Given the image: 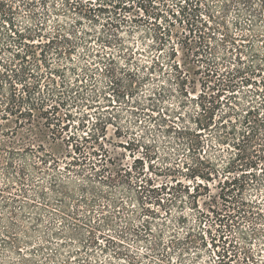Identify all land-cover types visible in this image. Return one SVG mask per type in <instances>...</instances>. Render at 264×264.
<instances>
[{"label": "trees", "instance_id": "16d2710c", "mask_svg": "<svg viewBox=\"0 0 264 264\" xmlns=\"http://www.w3.org/2000/svg\"><path fill=\"white\" fill-rule=\"evenodd\" d=\"M263 9L264 0H0V255L13 264H200L192 252L207 246L205 234L216 247L208 228L217 227L237 230L241 247L231 241L215 264H264L252 248L264 243ZM173 38L205 65L193 97ZM168 70L175 86L158 90L151 83ZM107 93L135 118L160 119L141 126L173 146L154 174L168 181L143 183L140 158L126 166L111 157L107 128L121 137L119 114L96 117L89 135L66 133L76 113L83 131L87 108L114 110ZM45 214L61 227L43 226ZM71 241L80 247L62 260ZM95 249L108 259L92 260Z\"/></svg>", "mask_w": 264, "mask_h": 264}, {"label": "rangeland", "instance_id": "374dc122", "mask_svg": "<svg viewBox=\"0 0 264 264\" xmlns=\"http://www.w3.org/2000/svg\"><path fill=\"white\" fill-rule=\"evenodd\" d=\"M27 12H25V9H21V13L17 14L16 16V24L17 25H21L23 22H26V15ZM263 14H264V9H263ZM264 16L262 18V20L258 19V43H256L255 45L258 46L259 48L263 45L264 46ZM178 32L180 35V37L184 36L183 33V28H176L175 32ZM234 32V30H232ZM246 34H248L247 31H245ZM236 33V32H235ZM239 33V32H238ZM237 34V33H236ZM250 34H252V32H250ZM249 34V35H250ZM177 38H173L174 43L176 44V51H178V55L175 58L176 62L179 63L180 67L182 68V71L184 74H186V76L189 77V79H191L193 83H190L188 85V91L191 93V97H193V95L199 93V91L201 90V84L200 82H203L204 79V75H203V71L204 68L203 66H205L204 64L201 63H194L196 62V57L193 55L194 54V49H183L180 47V45H178L176 42ZM242 40V41H241ZM250 40L249 37H239V39L237 40L238 43H242L244 45H246V43ZM134 41H138L137 38L134 39ZM135 47V46H134ZM137 48H135L134 50H136ZM260 50V49H259ZM166 54H164V58H166ZM143 58V57H142ZM145 60V58H143ZM147 60V59H146ZM163 64L164 61L162 60ZM122 64V63H121ZM166 68H164L165 70ZM174 72H171L170 70L167 71L166 74H164L161 78L158 79V81H154L151 84L154 86H158V90H160L159 85H162L164 88H174L175 84L174 83H169L168 80H170L173 76ZM263 75V73L261 74ZM256 80L260 79V77H255ZM102 83H100V87H102L103 85H105V81L102 80ZM103 88V87H102ZM148 89V87H145L143 89V91L139 92L138 97H142L147 93L146 90ZM167 93V91H166ZM142 94V95H141ZM177 95V94H175ZM107 97H110L111 103L113 105L114 110H112V107L109 106V103H101L98 107H94V108H84V114L87 115V119H86V127L85 129H83V131L78 130V119L80 118V114L81 113H74V109H73V113L75 114V118L74 123H72L71 125H69L68 127V131L66 132L67 134H78V135H89V132L92 131L91 130V124L90 122L92 120H95L96 117H98L99 115H101L102 117H107V116H112L114 114H119L120 118H119V124L117 126L120 127V136L121 137H116L115 135V127L112 126H108L107 128V136L108 138L112 139L113 144L112 145H107V149L110 152V155L112 158H114L116 161H118L119 163H122L123 165L126 166H131L133 161L136 158H140V160H142L140 163H142L143 167H144V173L143 175L140 177V179L142 180L141 182L144 183V179L145 178H153L154 179V183L153 184H159L161 182H165L168 181L166 178L163 177H157L154 176V174L156 172H158L157 170L159 168H161L162 166L165 165H170V163L172 162V160L169 159V151H172L173 146H170L167 144V139L165 138V134H163V132H159L157 130H155L154 128L150 127L149 130L144 129L141 125L143 124V120H160L158 117L156 118L157 115L153 114L151 115V113H147L149 116H154L153 119L146 117L143 118L142 116L138 119L135 118L133 116V114H131L130 112V108L125 106L126 104L124 103H117L116 99H114L113 95L111 93H107L106 94ZM169 105L168 106H173L175 107V101H168ZM167 106V104L165 105ZM83 110L81 112H83ZM169 119V118H166ZM89 120V121H87ZM135 120H141L138 122V127L137 124L134 122ZM152 125H154V122H151ZM12 126V124L10 125ZM25 135V133H24ZM132 139L138 140L140 141L139 147L138 149H134V150H129V149H125L123 146L119 145L122 142H129ZM58 149V147H57ZM60 151V149H58ZM57 150V151H58ZM154 152H156L157 154L154 155ZM172 154V153H171ZM150 164V166H152V168H149L148 165ZM156 171V172H155ZM144 185V184H143ZM147 193V192H146ZM146 193L143 194L146 195ZM133 196V195H132ZM254 198V197H253ZM125 202H127V204H130V208H132L133 210L137 209V202L132 200H127L124 199ZM258 203L263 204L264 203V193H262L261 196L258 195ZM71 206H73V204H71ZM147 206L150 209H156L157 207L155 205L152 204H147ZM261 211L264 210L263 207H260ZM263 215H264V211H263ZM51 215H44V225H47V222H54L55 226L57 227H61L59 220H51ZM246 225V224H243ZM205 228H208V224L205 225ZM247 228V226H245ZM258 227L260 229H264V224H258ZM210 229L212 236L216 237V247L211 246L210 244V240H209V236H207L205 234V238L207 241V246L206 247H202L199 248V250H197L196 252H192V255L198 256L199 259H197L198 262H200V264H215V262H217V254L218 253H222L223 252V247H225V249L228 250V254H231V250L232 247L229 246V244L232 241V244L234 246L237 247H241L238 246V244L236 243L238 240V236H237V230H235V232L227 230V229H217V227H211L208 228ZM218 230V231H216ZM223 241H227V244H222L221 241L219 242L218 237L219 236H223ZM225 239V240H224ZM36 241L34 243H38L39 242V237H36L35 239ZM234 240H236L235 243ZM58 242L54 241L51 248L54 247V245H56ZM263 242H264V238H263ZM258 242L255 240L252 243V248L253 250L256 252V250L258 249V256L256 257L258 260L262 261L264 260V243L262 245H260V247H258ZM132 248L135 250L134 245H131ZM80 246L78 244L77 241H71V244L66 245V247L64 248V250L61 252L62 253V260H65V254H67L66 256H68V252H71L74 249H78ZM2 252V251H1ZM49 252V250L47 251ZM139 253H144L145 249L144 247H138V251ZM73 256L71 257V261L73 260ZM90 258L92 260H106L108 259V254H104L101 253V251L99 249H95L94 254L90 255ZM0 259L2 261H0V264H13L14 260H15V256L11 255L8 252H3V254L0 255ZM40 260L41 258L38 257V254L36 256V260ZM234 260V259H233ZM238 259H235L231 264H239V261L237 262ZM146 263V261H144ZM218 263V262H217ZM260 262H258L259 264ZM114 264H116L114 262Z\"/></svg>", "mask_w": 264, "mask_h": 264}]
</instances>
